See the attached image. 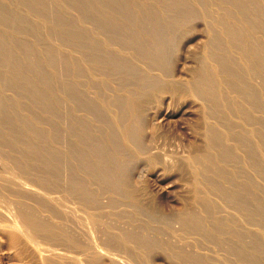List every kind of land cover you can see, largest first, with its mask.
I'll use <instances>...</instances> for the list:
<instances>
[{
	"label": "bare ground",
	"instance_id": "1",
	"mask_svg": "<svg viewBox=\"0 0 264 264\" xmlns=\"http://www.w3.org/2000/svg\"><path fill=\"white\" fill-rule=\"evenodd\" d=\"M20 1L22 5L24 4L27 8L33 9L36 13L42 15V20L47 9H50L49 13L51 11L52 14L50 17L54 19V22H52L54 27L51 26L50 28H54L62 38L64 37L67 47L74 38L73 41L80 56L53 55L55 54L53 53V47L58 45L53 46L51 49L46 45L47 42L43 40L31 42L29 39L32 35L38 34V28L43 32L40 27H36L38 24L34 25L36 23L33 22L34 20H30V22L14 12H7L0 5V58H3L0 59V64H7L6 66L10 64L7 67L8 70L5 68L7 71L5 73L12 78V81L8 79L9 77L6 78L4 84L0 75V83L4 84H0V150L4 154L7 152L9 156L15 158L20 164L17 166H20L18 168L23 175H33L42 184L47 183L54 188L65 191V193L67 192L66 194L69 193L77 200L76 203L80 202L81 205L87 206V209L88 207L92 209L102 208L104 202H102L101 199L103 198L101 197L103 194L110 192L116 193V199L120 198L121 200L123 198L122 201L124 198L128 199L124 202H117L114 201L115 198L107 197L108 194L104 195L103 197L108 200L109 211L116 209L117 205L129 204V202L127 203L129 196H134V193L136 197L140 196L138 195L140 193L137 194L134 187L133 190L135 189L136 192L133 191L132 195L129 194L130 189L128 190V188L132 187V181L134 182L135 177H139L141 170H143V161L138 157L139 153H148V150L151 149L146 132H148V127L153 128L154 120L157 118H155L157 112L155 110L156 102L162 93H166L171 89H174L175 92L179 89L182 82L180 79V82L179 80L175 81L174 77L171 76L170 67L172 66L170 65H173L172 59L174 56L172 48L177 45V42L174 41L176 43L174 44L171 38L174 37L175 40L177 36L181 35L182 30L179 32L177 27L182 28V25H187V22L189 24L191 19L198 16L197 6L205 8L206 3L208 5L210 3L212 5L211 11L214 7L216 12L221 10L224 11L223 14H226V16L223 14L221 16L220 12H217L221 17L218 18L217 15L216 20L221 18L228 20L227 18L230 17L232 21L234 19L239 22L240 27L245 30V32L242 30L244 35L234 30V26L228 23L231 27L233 26V31H231L233 37L244 38L245 40L246 38L251 40L249 37H255L256 43L259 40L262 43H257V45L252 42L256 46L252 43L244 44L250 49L248 50L250 55H242L245 57L247 65H244V67H248V71L244 69L247 72L246 75L245 71L244 74L240 73L242 70L237 68V65L240 64L230 59L231 56L228 59L220 53L218 44V41L221 42L220 39L215 42L218 51L214 48L215 51H212L211 55L208 53V56H199L201 61L204 60L214 65L209 66V68H216L220 78L217 81L218 84L216 81L215 83L222 90L217 91L218 88L215 84L213 85L216 87H211L208 78H211L212 75L211 77L207 76L208 66L206 65L201 67L198 65L201 69L195 68L197 70L195 76L198 79H191L194 69L191 77L185 79L190 85L185 81V83H182L184 86L188 85L187 87H189L188 89L192 94L187 91L188 89H184L186 92L194 97L196 95L202 101V104L198 102L202 107L201 121L198 122L201 127V131L198 128L201 143L198 142V145H195L194 153L190 152L192 155L188 154L187 157L193 163L191 165L193 167H191L188 160L189 166L198 169L200 172V176L196 173L200 177L199 185L200 183L204 185V188L200 185L202 188L199 190L197 187L199 186L198 181L196 182L195 178L194 182H196L199 192L195 193L197 197H194L195 195L192 193L190 197L197 198L198 201L196 202H199L196 206L197 209H195L196 207L193 209L190 205V209L184 210V202L183 207L178 209L183 210L175 211V213L172 212L175 208L169 210L173 215H169L166 211H164L166 214H161L157 207L158 210L155 209L156 212L159 211V214L155 212L156 214L148 215V213L146 215L144 214L146 212H142V208L143 210L145 208L140 207L144 203L138 206L139 202H136L137 205H135L131 200L130 203L135 209L134 214L138 215L136 217L146 216V218L141 219L143 224L138 222V226L130 228L126 226L127 224L122 227L121 223H118L120 227L118 225L114 227V224L110 223L113 220L107 218L111 220L110 222L107 221L117 230L111 225H104L113 228L116 232H110V228L109 233L105 234V241L101 236L104 242V244L102 243L103 246L106 243L105 247H101V245L95 243L96 240L92 239L94 243L91 242L90 237L77 233V230V234H74L70 231L71 228L68 229V226L66 227L65 224L59 222L60 215H56L58 207L56 206L57 209L55 210L52 209L56 214L51 209L49 210V205L54 201V197L50 192V194L44 195L46 199L51 200V203H47L44 198L46 201L43 205L46 203L48 205L46 204L47 206L42 208L38 204L44 195L40 192L38 186L35 187L34 184L18 180L17 177L12 178L2 175L3 173L0 172V195L5 196L10 201L16 214L26 224L21 223L16 214H9L8 212L11 211L6 210L7 208H0V236L2 241L4 242L5 239L11 247L17 248L15 251L18 249L30 251L31 256H34L37 263L40 256L41 258L43 256L40 255L43 250H39V244H36L38 247L36 245L34 247L32 244V238L29 237L30 228L35 235L46 238V240L55 241L58 239L67 244V247L59 246L58 248L57 246L52 247L53 244L51 245L52 248H47L43 244L46 249L40 248L44 249L45 256L40 259L42 261L46 260L47 264H127L125 259L129 256L134 257L136 249L141 252V250L144 251L143 248H145V251H148L149 248H152L150 251L158 248L157 245L159 244L157 243L160 242V239L159 237L158 239L152 237L155 235L153 233L155 230L153 229L154 226L151 227V224L160 223L163 226L161 229L165 230L164 232L169 231L167 232V234L169 233L168 239L171 240L167 239L169 242L166 241L167 244L165 242L166 245H164L168 246V254L172 257L175 256L173 261L175 264H264V258H262L264 251H262L263 249L259 250L261 245L258 244L257 230H255L257 229L256 223L259 221H257L259 214L257 212L259 209H264L263 204L258 205L262 199L260 193L261 195L264 194L263 191L260 192L263 190L260 184L262 183L264 186V0H136L141 5H137L136 1L132 5L130 0H69L68 3L70 2L73 6L79 7V25L76 26L77 29L72 23H69V20L67 22L64 17L58 15L60 9L56 11L48 8L49 4L46 5V0ZM75 2H78V5ZM18 3L20 4V2ZM135 6L143 7L141 10H139V7L138 10H133ZM208 13L205 11L203 18L209 16ZM210 16L212 17V15ZM212 19L213 17L210 18V20ZM216 20L212 21L214 23L220 21ZM228 24L223 27L229 26ZM237 24L235 23V25ZM241 24L245 25L241 26ZM219 25L218 27H220ZM231 27L228 30H232ZM175 28L177 29L176 32H172ZM46 29L52 31L49 28ZM223 29L221 32H223ZM224 30L227 32L226 29ZM50 31L48 32L50 33ZM225 31L222 34L228 37L231 33L229 32V35L226 33V35L224 34ZM48 32L45 35H49ZM41 34L43 35L44 32ZM172 34L174 35L172 36ZM26 35L29 38H26ZM42 35L38 36L41 37ZM54 39L52 38V40ZM228 39L230 41L231 38ZM234 39H231V44L235 42ZM61 40L63 42V39ZM176 40L178 39L176 38ZM170 42L173 44L171 45ZM210 42L209 40L208 46ZM215 44L211 42V46L206 45L207 49L211 48L213 50L212 45L215 46ZM230 47L232 48V46ZM241 47H239V50L242 49ZM243 49H246V47ZM42 50L46 53H43ZM205 51L207 52V50ZM242 52L245 53V50ZM36 53L46 55L41 56L39 54V56L37 54L40 58H38L39 61L43 58V64L38 60H34L37 57ZM75 55H78V53ZM20 57H24V59L22 60ZM30 57L35 58L30 59ZM199 57L197 60H199ZM232 58L236 59L237 57ZM204 61L202 63L199 61V63L203 64ZM55 64L63 69L62 76L59 79L60 86L56 88L57 82L55 85L53 84L55 78H53V82L48 76V73L51 74V70L54 72ZM30 73L37 75V79L34 77V81H30L32 79ZM257 74H260V76L263 74L262 78L260 77L262 80L254 82L253 80L259 77ZM6 75L3 77H7ZM26 75L30 76L31 79L27 86L26 84L21 86L27 91H24L23 88V91L18 89L21 86H18V88L7 87L9 80L13 85L14 82L17 83L21 76L25 78ZM40 77L41 79H39ZM22 80L26 81L27 79L22 78ZM196 81L205 86V89L201 87L204 89V91L202 89L203 92L198 89L201 85H197ZM180 88L183 89V87ZM214 88L217 92L213 91ZM213 92L219 94L216 96ZM229 93L230 96H228ZM22 98L30 103L24 105L26 102L23 103ZM19 99L23 104L19 102ZM11 100H19L18 103L21 105L16 104L17 101L10 104L9 101ZM31 103H36V105L32 106ZM20 106L21 111L19 110ZM37 112L46 114V118L43 119L45 116L41 114L40 117ZM59 140L60 144H58ZM7 153L5 155L10 159ZM148 156L150 155L147 154L146 158L149 159ZM155 159L157 160V158ZM142 173L140 175L143 177ZM235 185L237 187H234ZM96 188L100 189V197L96 192ZM235 188L236 190H234ZM108 196H111V194ZM191 198L188 197L189 200H186L190 201ZM138 200L140 199L138 198ZM144 200L146 199L144 198ZM223 200H225L224 202L227 201L226 207L228 206L227 203L235 202L237 205L242 203L244 207L247 206L244 208L245 214L242 220H240L242 216L237 217L242 222L244 229H236L240 228L241 225L235 228L238 221L235 217L240 210H243L240 209L242 205L238 208V210L240 209L238 212L233 211V213H237H234V217V214H228L224 204L221 205ZM192 202L194 201L192 200ZM59 203L61 202L59 201ZM189 203L187 204L189 205ZM80 204L79 207H81ZM150 204L149 202V208ZM194 204L196 203L194 202ZM236 204L233 205L236 207ZM91 208L89 209L91 210ZM120 209H122V212ZM120 209L118 214L121 218L125 220L126 217H130L127 211H124L123 208ZM227 209L229 210V208ZM151 210L154 211L153 206ZM151 210H149L150 213ZM232 210L235 209L232 208ZM109 211L103 213L104 217H101V214H99L100 216L95 214L96 219L97 216L102 219L105 218L104 214H107L106 217H108V214L111 213ZM171 212L170 214H172ZM114 214L117 213H112V215ZM90 215L92 216V214ZM89 218L91 219V217ZM175 219L182 224H180L181 227H178L177 224V229L172 224V222H176L173 221ZM119 221L121 222L120 218ZM130 221L128 219V222ZM128 222L126 221V223ZM97 226L101 228L99 224ZM71 227L73 226L71 225ZM98 228H95V230L101 232ZM152 229L153 235L150 234ZM155 229L157 231L158 228ZM162 232L160 236L164 235V232ZM157 233H159V230ZM101 234L103 235V233ZM106 246L110 250H117V252L105 249ZM17 252L19 253V251ZM118 252L126 253L128 257Z\"/></svg>",
	"mask_w": 264,
	"mask_h": 264
},
{
	"label": "rangeland",
	"instance_id": "2",
	"mask_svg": "<svg viewBox=\"0 0 264 264\" xmlns=\"http://www.w3.org/2000/svg\"><path fill=\"white\" fill-rule=\"evenodd\" d=\"M13 1V3H11ZM68 1L69 0H46V2H47V4L46 5H48V8H51V9H53V10H56V11H58L59 9H60V11L58 12L59 14V16H61V17H64V19H66L65 21H67L68 22V20H69V23H72V25L73 26H75V29H77L76 28V26H78L79 25V22H78V17H79V13H78V6L76 7V6H73L72 5V3L70 4V2L68 3ZM130 1H132V5H134L133 3L136 1V0H130ZM139 1V0H138ZM18 2H20V4L18 3ZM53 2V3H52ZM137 2V1H136ZM11 3V4H10ZM78 2H75V4H77ZM74 4V5H75ZM140 3H138L137 2V5H139ZM207 4V6L205 7V8H202V7H196V9H198V16H196V17H194L193 19H191L189 22L191 23H189L188 24V22L186 23L187 25H182V28L184 29V31H183V29L181 28V27H177L178 28V31L180 32L181 30V35H179V37L177 36L176 38L178 39V40H176V38H175V40H174V37L173 38H171V40H173V42L175 41V42H177V45H175V46H173V48H172V53H174V56H173V59H172V64L173 65H170V66H172V67H170V72H171V76L172 77H174V80L175 81H177V80H181L182 82H181V85H180V87H183V89L181 90V88L179 87V89H177V90H175V92H176V94L174 95V89H171L170 91H168V92H166V93H162L160 96H159V99L157 100V106L155 107V110L157 111L156 112V115H155V120H154V124H153V128H151L150 129V127H148V132H146V134H148V140H149V143L151 144V149L150 150H148V153L146 152V153H139V155H138V157L140 158V160H142L143 161V163H142V168H143V170H141V172H140V174L142 173V175H143V177L139 174V177L138 176H136L135 177V179H134V182L132 181V187H129L128 188V190L130 189V192H129V194H133V191L136 189V191H137V194H138V192L140 193V194H138V195H140V196H135V193L133 194L134 196H132V197H130L129 195V200L127 201V203L129 202V204H125L124 206H119V205H117L116 206V209L114 208V209H112L115 213H117L116 215L114 214V215H112V213H114L113 211H109V204H108V200L106 199V198H104L103 196L105 195H109V194H111V196H108L107 195V197H109V198H115L114 199V201H117V202H124V200L126 201L128 198H124V200L122 201V199L120 200V198L119 199H116V197H115V195H116V193H113V192H110V193H107V194H103V196L101 197V198H103V199H101V200H103L102 202H104V206H102V208H91V207H88V209H87V206L85 207V205L83 206V205H81L80 204V202H75V201H77L73 196H71L69 193L68 194H66L65 193V191L63 192V191H61L60 189H57V188H54L53 186H51L50 184H47V183H41L35 176H33V175H29V174H24L23 175V173L21 172V170L19 169L20 168V166H17V165H20V164H18V162L15 160V158H13L11 155L9 156V154L7 153V155L10 157V159L4 154V152H2L1 150H0V172H1V174L2 175H6V176H10V177H14V178H16V179H18V180H21V181H26L27 183H29V184H34V186L35 187H37L38 186V189L40 190V192L44 195H48V194H52V196L54 197V201H52V204H50L51 203V200H48V199H46V197H45V195L44 196H42L41 198H43V199H40L39 201H41L42 202V204H41V202L39 203L38 201H36V202H38L37 204L40 206V207H46L48 204L47 203H49L50 205H49V207H47V208H49V210L51 209V211L53 212L55 209H57L56 208V206L58 207V209H57V211L56 212H58L57 214H56V212L54 211V213L56 214V215H60V219L58 218V216H56L57 217V219H59V222H61V223H63V224H65L64 226H68V229H70L71 228V232L72 233H74V234H77V233H79V234H83V236L85 235V237H90L89 239H91V242H93L94 243V241H92V239L93 240H96L97 242H95V243H97L99 246L101 245V247H105V245H106V243H105V245L103 246V244H104V242L103 241H105V234H108L109 233V231H110V228L111 227H113L112 226V224H114V227H116L117 225H118V227H120V225L118 224V223H121V226L123 227L125 224H127L126 226H129L130 228H132L133 226H136L137 224H139V223H142L143 224V220L141 221V219H143L144 217L146 218V216H143V215H140L139 217H136V216H138V215H135L134 213H135V209H134V206L132 205V203H130L131 202V200L133 201V204H135L136 202H139L138 204V206H140L141 204H143V205H145V206H143V205H141L140 207L142 208V207H144L145 209L144 210H146V211H144L143 210V208H142V212H146V213H144V214H148V215H150V214H156V213H158L159 214V211H161L160 213L162 214H166L164 211H166L167 213H169V215H173V213L172 212H174L175 213V211H180V210H185V209H190L189 207H190V205L193 207V209H194V207H196L197 206V204L199 203H197L196 201H198L197 200V198H194V197H197L196 195L197 194H195V193H197V192H199V190L204 186L203 184L201 185V183H200V185L202 186H200L199 185V182H200V172H199V170L198 169H196L195 167V169H193V168H191V167H193V166H191L193 163H191V159H188L187 157H188V154H190V152L193 154L194 153V151H195V145L197 144L198 145V142H199V144L201 143L200 141H201V138H200V131H201V127H200V124H198V122L200 123V119H201V112H202V107H201V105L200 104H202L201 102L202 101H200V98H198V97H196V95H195V97L194 96H192V95H190L189 94V92L191 93V91H189L190 89H188L189 87H187L188 85H190L188 82H186L187 80H185V79H189V77H191V75H192V73H193V71H194V69L196 68H200L201 66H203V65H206V66H208L207 67V69H208V72H207V76H209V77H211V75H212V77L211 78H208V80H209V83H210V85H211V87L213 86V87H216L217 86V91H219V90H222L221 88L219 89V87H218V85H216V83L218 84V80H219V78H220V76H219V74H218V72L216 71V68L215 67H213V69L211 68H209V66L210 67H212V66H214L213 64L211 65V63H208V62H206V61H204V60H202V61H204V63L203 64H200V63H202V61H201V58L199 57V56H208V53H209V55H211L212 54V51H215L214 50V48L215 49H217V46H216V44H215V42H217L218 41V39H220L221 40V42L220 41H218V44H219V46H220V48H219V51H221L220 53H222V54H224V56H226L228 59L230 58V56H231V58L230 59H232L233 61H235V63H237V64H240V65H237V68H239L238 70H242V71H240V73H243L246 69V71H248V67L246 68V67H244V65L245 66H247L246 65V62H245V57H243L242 55H247V54H249L250 55V51L248 52V50H250L249 49V47H247V46H245V45H248V44H251L252 42L254 43L255 42V40H256V38L255 37H249V38H251V40L250 39H248V38H246V40L244 39V38H235V37H233V34L231 33V31H233V28H235L234 30H236V31H239V33H242L243 31L245 32V30H243L244 28L243 27H240V23L239 22H236L234 19H233V21L230 19V17H228L227 19L228 20H224L223 18H221L222 19V21H221V19H217V20H220L222 23H223V25H222V23L220 22V21H217L216 20V18L218 17V18H220L221 16H222V12H224V11H217V12H220V14H221V16H220V14L218 15V13L216 12V10L214 9V7H213V9H212V11H211V8H212V5L209 3V5H208V3H206ZM0 5H2V7L4 8V10L5 11H7V12H14V13H16L17 15H19V16H22V17H24L25 19H27V20H34L33 22H36V23H34V25L35 24H38V25H36V27L38 28V27H40L42 30H43V32H44V34L42 35L41 33H43L42 31H40L39 30V28L37 29V33L38 34H35V35H32V37L29 39L31 42H37V41H45V42H47V44L46 45H48L49 47H51V49H52V47L53 46H57V47H53V53H55V54H53V55H57V56H80V54H79V52H78V49H77V47H76V44H75V42L73 41V39H72V42H74V43H72L71 42V44L69 43V47H67V44H66V42H65V39H64V37L62 38V36L61 35H59V33H57L56 32V30H54V28H50L51 26L52 27H54L53 26V24L54 23H52V22H54V19H52V17H50V16H52V14H51V11H50V13H49V10L50 9H47V11H46V15L44 14V19L42 20V18H41V16L42 15H40V14H38V13H36V11H34L33 9H29V8H27L26 6H24V4L22 5V3H21V1L20 0H0ZM78 5V4H77ZM141 5V4H140ZM21 6V7H20ZM57 6H59V7H57ZM55 7V8H54ZM76 7V8H75ZM140 8L139 10H141V8L143 7H140V6H135V9H133V10H136L137 8ZM12 8V9H11ZM72 8H74V9H72ZM199 8H201L202 9V11H201V9H199ZM207 8H208V10H207ZM21 9H23V10H21ZM27 11H26V10ZM65 9V10H64ZM76 9H77V11H76ZM205 9V11H207V13L209 12V10H210V12L212 13L213 12V14H211L210 12L208 13V14H210V15H212V17H213V21H214V19L217 21V23L215 22H213L212 20H210V18H212L210 15L209 16H207V17H209V18H203L204 16H205V11H203ZM138 10V9H137ZM200 10V11H199ZM218 10V9H217ZM25 12V13H24ZM29 12V13H28ZM32 16H31V15ZM53 14H54V12H53ZM61 14V15H60ZM201 14V15H200ZM36 15V17H34ZM66 15V16H65ZM213 15H215V16H213ZM218 15V16H217ZM224 16H226V14H223ZM48 18V19H45L46 17ZM201 16V17H200ZM217 16V17H216ZM27 17V18H26ZM33 19H32V18ZM56 17V16H55ZM216 17V18H215ZM29 18H31V19H29ZM37 18V19H36ZM68 18H70V19H68ZM225 18V17H224ZM41 21H40V20ZM73 21H72V20ZM204 19V20H203ZM209 19V20H208ZM46 20V21H45ZM48 20V21H47ZM50 20V21H49ZM199 20V21H198ZM226 21V22H224V21ZM206 21H210V22H206ZM230 21V22H229ZM31 22V21H30ZM47 22V23H46ZM74 22V23H73ZM219 22V23H218ZM210 25H209V24ZM225 23V24H224ZM229 23L230 25H233L232 27L229 25V26H226L225 28L223 27V26H225V25H227V24ZM235 23L238 25V27H240V28H238L237 27V25H235ZM33 24V23H32ZM48 24H50V25H48ZM52 24V25H51ZM75 24V25H74ZM220 24V25H219ZM218 25L220 26V27H218ZM221 25H222V27H221ZM242 25H245V24H241V26ZM49 26V27H48ZM72 26V27H73ZM215 26V27H214ZM35 27V28H36ZM228 27V28H227ZM229 27H231V29L232 30H228V29H230ZM245 27V26H244ZM46 28H49V29H51L52 31H50V30H48V29H46ZM179 28H181V29H179ZM216 28V29H215ZM224 28V29H226L227 30V32L223 29V32L225 31V33L224 34H228L229 35V32L231 33L228 37L227 36H224L222 33L223 32H221V30ZM242 28V29H241ZM247 28V27H246ZM46 29V30H45ZM74 29V30H75ZM221 29V30H220ZM50 31V33L48 32V31ZM172 30V29H171ZM176 28H175V30L174 31H172V32H176ZM219 30V31H218ZM243 30V31H242ZM38 31H40V32H38ZM55 31V32H54ZM170 31V30H169ZM46 32V33H45ZM47 32H48V34L49 35H45V34H47ZM52 32V33H51ZM75 32V31H74ZM210 32H212V33H210ZM243 32V33H244ZM57 33V34H56ZM219 33V34H218ZM241 34V35H244V34ZM75 34H76V32H75ZM179 34V33H178ZM222 34V35H221ZM226 34V35H227ZM38 35H42L41 37L40 36H38ZM174 34H172V36H173ZM232 35V37H230ZM33 36H35V37H37V38H39V39H36L35 37H33ZM44 36H45V38H44ZM58 36V37H57ZM60 36V37H59ZM182 36V37H181ZM213 36H215L214 38H212ZM26 38H29V36H25ZM56 37V39H54ZM206 37V38H205ZM222 37H225V38H222ZM227 37V38H226ZM52 38L55 40H52ZM228 38H231L232 40L234 39V43H235V49L233 48V46H234V43L233 44H231L230 43V41H232L231 39H230V41H229V39ZM255 38V39H254ZM258 38V37H257ZM32 39V40H31ZM60 39V41L62 42V40L61 39H63V42L61 43L60 41H58ZM212 42V43H214L215 44V46H213L212 45V47H213V50H211V48H209V49H207V44H209L208 42H209V40ZM227 39V40H226ZM253 39V40H252ZM47 40V41H46ZM52 40V41H51ZM76 40V39H75ZM216 40V41H215ZM226 41L225 43H224V41ZM244 40L245 41H247L246 43L244 42ZM259 40V39H258ZM228 41H229V43H228ZM51 42V43H50ZM65 42V43H64ZM169 42V41H168ZM174 42V44H176ZM204 42V43H203ZM211 42H210V45L209 46H211ZM55 43H57V44H55ZM171 43V42H170ZM228 43V44H227ZM252 43V44H253ZM256 43V42H255ZM258 44L259 43H262L260 40H259V42H257ZM256 43V44H257ZM32 44H37V43H32ZM60 44H62V45H60ZM173 43H171V45H172ZM221 44V45H220ZM224 44V45H223ZM231 44V45H230ZM245 44V45H244ZM257 44V45H258ZM170 45V46H171ZM207 45V46H206ZM232 46V48L230 47V46ZM253 45H255V44H253ZM177 46V47H176ZM208 46V47H209ZM224 46H225V48H224ZM240 46H242L241 48L243 49V48H245L246 47V49H243V50H245V53L244 52H242L241 50H239V47ZM250 46V45H249ZM256 46V45H255ZM62 47V48H61ZM172 47V46H171ZM170 47V48H171ZM176 49H175V48ZM223 47V48H222ZM230 47V48H229ZM60 48H61V51H60ZM69 48H71V49H69ZM222 48V49H221ZM50 49V48H49ZM59 50V51H58ZM175 50V51H174ZM177 50V51H176ZM195 50V51H194ZM205 50H207V52L205 51ZM211 50V51H210ZM223 50H225V51H223ZM233 50V51H232ZM43 51V53L45 52L44 50H42ZM58 51V52H57ZM209 51V52H208ZM217 51H218V49H217ZM237 51V52H236ZM242 52V54H241V52ZM56 52H57V54H56ZM60 52V53H59ZM211 52V53H210ZM224 52V53H223ZM240 52V53H239ZM248 52V53H247ZM43 53H36V55L38 54H40L41 56H46L45 54H43ZM46 53V52H45ZM78 53V55H75V54H77ZM215 53V52H214ZM213 53V54H214ZM244 53V54H243ZM190 54V55H189ZM241 54V55H240ZM38 55H37V57L35 58V57H30V59H34V60H38L39 61V57H38ZM39 55V56H40ZM248 55V56H249ZM193 56V57H192ZM252 56V55H251ZM261 56H263V55H261ZM192 57V58H191ZM198 57H199V60H197L198 59ZM232 57H237L236 59H234V58H232ZM22 58V60L24 59V57H20V59ZM29 58V57H28ZM39 58V59H38ZM240 58H242V59H240ZM0 59H3V58H0ZM42 59L43 58H41V60L39 61L41 64H43L42 62ZM194 59H195V61H194ZM243 59H244V61H243ZM4 60H5V58H4ZM192 60V61H191ZM237 60V61H236ZM199 61H200V63H199ZM238 61H240V62H238ZM196 62H198L197 63V65H196ZM242 63V64H241ZM208 64V65H207ZM7 65V64H6ZM5 64L3 65V63H1L0 64V75H1V79H3L2 80V82L4 83L5 81H6V78H8L9 77V75L7 74L6 75V73H5V71H6V69H7V67L8 66H10V64L8 65V66H6ZM58 64H55L54 66V72H52V70L50 71V73L51 74H49L48 73V76L51 78V80L53 81V78H55L54 79V85H55V83H56V85H55V88L58 86H60V84H59V79H60V77L62 76L61 74H62V70L63 69H61L59 66H57ZM196 65V66H195ZM200 67H199V66ZM3 66H4V68H3ZM195 66V67H194ZM239 66V67H238ZM43 67H44V65H43ZM241 67V68H240ZM6 68V69H5ZM11 68V67H10ZM193 68V69H192ZM4 69V70H3ZM9 69V68H8ZM7 69V70H8ZM189 69V70H188ZM195 69V71H194V74H193V77H191V79L193 78H197V76H195L196 75V70ZM201 69V68H200ZM200 69H198V70H200ZM245 69V70H244ZM49 70V69H48ZM210 70H212L211 72H210ZM215 70V71H214ZM46 71V70H45ZM245 71V75H246V72ZM7 72V71H6ZM5 73V74H4ZM215 73H217L218 75L216 76V74ZM2 74H4V75H6L7 77H3L4 75H2ZM27 75H29L28 73H26ZM210 74V75H209ZM215 74V75H214ZM244 74V73H243ZM23 76L25 75V74H22ZM26 75V76H27ZM33 75V76H32ZM52 77H51V76ZM190 75V76H189ZM257 75H259V79L258 78H256L255 76V78L256 79H254L253 81L255 82L256 80L257 81H261L262 79H260V77L262 78V75L263 74H261V76H260V74H257ZM256 75V76H257ZM23 76H21V78H19V80L17 81V83L16 82H14L13 83V85H12V82H10V80H9V82H8V79H11V81H12V78H8L7 79V82L9 83L8 84V86L7 87H12L13 86V88H18V86L20 87L21 85H23L24 86V84H26V86H27V84H28V82H29V80L30 81H32L33 79H37V75H34V74H32V73H30V76H31V78H30V76H25V78L23 77ZM195 76V77H194ZM207 76L205 77V79L207 78ZM3 77V78H2ZM35 77V78H34ZM57 77H58V79H57ZM178 77V78H177ZM22 78L23 79H27L26 81L25 80H22ZM212 78H213V80H212ZM215 78V79H214ZM20 79H21V82H20ZM39 79H41V77L39 78ZM49 79V78H48ZM190 79V80H191ZM192 79V80H193ZM198 79V78H197ZM201 79V78H200ZM5 80V81H4ZM180 80H179V82H180ZM189 80V81H190ZM25 81V82H24ZM34 81V80H33ZM38 81V80H37ZM186 82L187 84H186V86H184V84H182L183 82ZM212 81V82H211ZM215 81H216V83H215ZM256 81V82H257ZM27 82V83H26ZM184 82V83H185ZM197 82V81H196ZM198 84L197 85H199L200 84V82H197ZM1 84V83H0ZM5 84V83H4ZM4 84H1V85H4ZM11 84V85H10ZM58 84V85H57ZM213 84H215L216 86H214ZM256 84V83H255ZM258 84H259V82H258ZM1 85H0V92H1ZM16 85V86H15ZM201 85V84H200ZM199 85V86H200ZM23 86H21L20 88H18V89H21V91H23L24 90V88H23ZM187 87V88H186ZM191 87V86H190ZM201 87H203L204 89H205V86L203 85H201L200 87H198V89L200 90V91H202V89L203 88H201ZM22 88H23V90H22ZM25 88H27V87H25ZM187 90V91H189V92H186L185 90ZM204 89H203V91H204ZM26 90V89H25ZM24 90V91H25ZM180 90V91H179ZM184 90V93L182 92ZM215 90V88L213 89V91ZM8 91H10V89H8ZM27 91V90H26ZM202 91V92H203ZM216 91V90H215ZM216 91V92H217ZM11 92V91H10ZM174 92V93H173ZM180 92H182V93H180ZM216 92H213L214 93V95H216L217 96V94H219V93H216ZM172 93H173V95H172ZM178 93V94H177ZM188 93V94H187ZM216 93V94H215ZM192 94V93H191ZM194 95V94H193ZM228 96H230V93H229V95ZM174 97V98H173ZM181 97V98H180ZM198 98V99H197ZM23 99V98H22ZM20 100V99H19ZM19 100H16L17 101V103H16V101H13V100H11V101H9V103L10 104H12V103H16V104H19L18 103V101ZM24 100H26L25 98L23 99V103L24 102H26L24 105H28L30 102L29 101H24ZM19 102H21L22 103V101L20 100ZM198 102L200 103V104H198ZM230 102V101H229ZM22 103V104H23ZM32 104V106H35L36 105V103H31ZM196 104V105H195ZM14 105V104H13ZM19 105H21V104H19ZM198 105V106H197ZM28 108H31V107H28ZM33 108H35V107H33ZM19 110L21 111V106H20V108H19ZM23 110V109H22ZM168 112V113H167ZM18 113V112H17ZM38 113V114H37ZM36 114L37 115H39L40 117L42 116L41 114H43V116H45L46 114H44V113H42V112H40L41 114H39V112H37ZM26 116V115H25ZM46 118V116L43 118V119H45ZM40 126H42V125H40ZM44 126V125H43ZM198 126V127H197ZM164 127V128H163ZM200 129V131H199V129ZM150 130V131H149ZM146 131H147V129H146ZM199 139H200V141H199ZM153 140V141H152ZM58 144H60V140H59V143ZM155 144V145H154ZM59 146V145H58ZM157 146V147H156ZM155 147V148H154ZM159 147V148H158ZM153 148V149H152ZM157 148V149H156ZM20 149H22V148H20ZM154 149H156V150H154ZM178 149V150H177ZM159 150V151H158ZM20 151H22V150H20ZM154 151V152H153ZM157 151V152H156ZM142 152V151H141ZM3 153V154H2ZM147 154H149L150 156H148L149 157V159L148 158H146L147 157ZM158 154V155H157ZM177 154V155H176ZM192 154H190V155H192ZM180 155H181V157H180ZM187 155V156H186ZM165 158H164V157ZM150 157H152L151 159H154V160H156L155 158H157V160L156 161H152L151 159H150ZM36 158V157H35ZM192 158V157H191ZM38 159V158H37ZM36 159V160H37ZM179 159V160H178ZM189 160V162L191 163H188L187 161ZM16 161V162H15ZM17 163V164H15V163ZM32 162V161H31ZM33 163H35V162H33ZM152 165H151V164ZM150 164V165H149ZM154 164V165H153ZM187 164H188V166H187ZM189 164H190V166H189ZM149 165V166H148ZM19 167V168H18ZM156 169V170H155ZM193 169V170H192ZM194 170H196L195 172H194ZM198 170V171H197ZM193 172V173H192ZM20 173V174H19ZM22 173V174H21ZM196 173H198V175L196 174ZM198 176V178H197V176ZM140 177H142V178H140ZM137 178V179H136ZM140 179V181H139V179ZM193 178V179H192ZM195 178H196V180H195ZM197 179H199V180H197ZM189 180V181H188ZM193 180V181H192ZM194 180L197 182L198 181V185L199 186H197V184H195L196 182H194ZM192 181V182H191ZM137 183H139V184H137ZM194 183V184H193ZM137 184V185H136ZM193 185V186H192ZM198 187V189H197V187ZM260 186H261V189L263 188V190H261L260 192H264V186L262 185V183L260 184ZM96 187H98V186H96ZM133 187L135 188L134 190H133ZM234 187H237L236 185L234 186ZM132 188V189H131ZM204 188V187H203ZM227 188H229V187H227ZM193 189H195L196 191H194ZM132 190V191H131ZM192 190V191H191ZM234 190H236V188L234 189ZM136 191H134V192H136ZM50 192V193H49ZM96 192H97V194L99 195V197L101 196V194H99L100 193V189L99 188H96ZM132 192V193H131ZM194 192V193H193ZM64 193V194H63ZM194 194L193 196V198H191L190 196L192 195V194ZM55 194V195H54ZM191 194V195H190ZM263 194V193H262ZM64 195H68L67 197L66 196H64ZM71 196V197H70ZM127 196V197H128ZM141 197V198H140ZM188 197L189 198H191L190 199V201H188L189 199H188ZM44 198L47 200H44ZM57 198V199H56ZM130 198H133V199H130ZM134 198H136V199H134ZM138 198L140 199V200H138ZM144 198L146 199V200H144ZM260 198H262L261 199V201L258 203V205L260 204V205H262V207L264 208V203H262V202H264V194L263 195H261V193H260ZM58 200V201H56V200ZM73 199V200H72ZM184 199V200H183ZM186 199H188V200H186ZM199 199V198H198ZM134 200H135V202H134ZM143 200V201H142ZM192 200L196 203V204H194V202H192ZM200 200V199H199ZM47 202L45 205H43L44 204V202ZM59 201L61 202V203H59ZM225 200H223V201H221L220 203H221V205L223 206V204H224V206L226 207V202H224ZM58 203V205H57V203ZM149 202L151 203L150 205V208H149ZM185 202V206L183 207V203ZM189 203V202H191V203H189V205L187 204V203ZM76 203V204H75ZM55 206H54V205ZM61 204V205H60ZM79 204H80V206L81 207H79ZM192 204H194V205H192ZM230 203H227V205L229 206H227L225 209L228 211V214H234V213H236V212H238L240 209H243L244 210V208H246V207H244L243 205H242V203L240 204V205H242L241 207H240V205L238 204H236V202L235 203H231L230 205H232V206H230L229 205ZM233 204H236V207H235V205H233ZM43 205V206H42ZM63 205H65V206H63ZM135 205H137V204H135ZM63 206V207H62ZM67 206V207H66ZM82 206H83V209H82ZM137 206V207H138ZM152 206H153V210L154 211H152L151 210V208H152ZM186 206H188V207H186ZM234 206V207H233ZM78 207V208H77ZM118 207V208H117ZM139 207V208H140ZM159 209V211L158 212H156L158 209ZM178 207V208H177ZM179 207L181 208V207H183V209H180V210H178L179 209ZM191 207V208H192ZM230 207H231V211H230ZM240 207V209L238 210V208ZM0 208H2V209H4V208H7L6 210H8V211H11V212H8L9 214H16V212H15V208L13 207V205L10 203V201L5 197V196H2V195H0ZM61 210H60V209ZM80 208V209H79ZM89 208H91V210L89 209ZM120 208H123L124 209V211H127L128 213H129V215H130V217L129 218H127V220H126V218H125V220H124V218H121L120 216H119V214H118V212L121 210V212H122V209H120ZM135 208H136V206H135ZM157 210H156V209ZM173 208H175V210L174 211H169V210H172ZM198 207H196L195 209H197ZM227 208H229V210L227 209ZM232 208L233 209H235V210H232ZM45 209V208H44ZM52 209H54V210H52ZM120 209V210H119ZM151 210V213L149 212V210ZM160 209H162V210H160ZM177 209V210H176ZM86 210V212H84ZM90 210V211H89ZM148 210V211H147ZM243 210H240V211H242L243 212ZM264 210V209H263ZM263 210H261V209H259L258 210V212L257 213H259L258 214V216H257V223H256V228L257 229H255V230H257L256 232H257V237H258V244H259V246L261 245V247H259V250L261 251L262 249V251H264V211ZM41 211V210H40ZM109 211V213L110 214H108V217H106L107 216V214H104L105 215V218H103V219H105V220H103L101 217H104L103 216V213H107ZM163 211V212H162ZM233 211H236V212H234L233 213ZM238 212V214H237V216L235 217V214L233 215L235 218H236V221H237V224H235V228H236V226L238 227H240V225H241V227L240 228H236V229H244L243 228V225H242V222H240V220H242V218H243V215L245 214V210H244V212L242 213V212ZM262 211H263V213H262ZM65 212V213H64ZM91 212H93V213H91ZM154 212V213H153ZM156 212V213H155ZM170 212L172 213V214H170ZM176 212V213H177ZM42 213V212H41ZM67 213V214H66ZM89 213V214H88ZM120 213V212H119ZM77 214V215H76ZM88 214V215H87ZM90 214H92V216H94L93 217V219H92V216L90 215ZM99 215V214H101L102 216L101 217H99V216H97V219H96V215ZM135 216H134V215ZM263 214V215H262ZM17 215V214H16ZM85 217H84V216ZM90 215V216H89ZM110 215V216H109ZM112 215V216H111ZM242 216L241 218H240V216ZM257 215V214H256ZM80 216V217H79ZM87 216H89V217H91V219L89 218V217H87ZM133 216V217H132ZM143 216V217H142ZM239 216V218H240V220H239V218H237ZM17 217H18V219L20 220V222L21 223H23L24 225H26L23 221H22V219L17 215ZM98 217H99V219H98ZM116 217V218H115ZM140 217H142V218H140ZM81 218V219H80ZM86 218V219H85ZM95 218V219H94ZM101 218V219H100ZM107 218H109V219H112L113 221H111V220H109V219H107ZM119 218L121 219V222L119 221ZM134 218V219H133ZM135 218H136V221H135ZM138 218H140V219H138ZM118 219V220H117ZM128 219H129V221H130V219H131V221L130 222H132V223H130V222H128ZM62 220V221H61ZM85 220V221H84ZM97 221V222H99V223H96L95 221ZM103 220V221H102ZM107 220H109V222L110 223H112V224H110ZM117 220V221H116ZM58 221V220H57ZM79 221V222H78ZM82 223H81V222ZM119 221V222H118ZM126 221L128 222V223H126ZM175 223H173L172 222V224H174L173 225V227L175 226V228L177 229L178 227H181L180 226V224H181V222L178 220L177 221V219H175V220H173ZM262 221V222H261ZM73 222V223H72ZM84 222V223H83ZM125 222V223H124ZM139 222V223H138ZM117 223V224H116ZM73 226V227H75V228H73V227H71V225ZM74 224V225H73ZM79 224V225H78ZM97 224H99L100 226H101V228L99 227V226H97ZM103 224V225H102ZM111 225V227H109V226H104V225ZM159 226H161V224L160 223H157ZM156 223H153V225L151 224V227H153V229L155 230V232H153V229H152V231L150 232V234L151 235H153L152 234V232L155 234V235H153L152 237H156V239H158V237H159V243H157V244H159V245H157V247L158 248H153L154 250H152V251H150L151 249L149 248H147L148 249V251H145V248H143V250L144 251H142L141 250V252L139 251V249H136L135 250V256L134 257H128V255L125 253V254H123V253H121V252H118L119 254H121V255H123V256H126V257H128V258H131V259H128V258H126L125 260H126V262H127V264L129 263V262H132L131 264H175V263H173V261H174V257L175 256H170V254H168L169 253V251L167 250L168 248V246H165L166 244H167V242H169L170 240L168 239V234H167V232H169V231H166V232H164L163 231V229H161V228H163V226H161V227H159V226H156L157 225ZM179 226H178V225ZM95 225V226H94ZM116 225V226H115ZM182 225V224H181ZM259 225V226H258ZM263 225V226H262ZM70 226V227H69ZM77 226V227H76ZM104 226V227H103ZM138 226V225H137ZM158 228L157 229V231H156V227ZM178 226V227H177ZM99 227V228H98ZM113 227V228H114ZM29 228V227H28ZM95 228H98L99 230H101V232L100 231H98L97 229L95 230ZM103 228V229H102ZM113 228H111V231L110 232H114V230H113ZM161 229V231H160V229ZM74 229V230H73ZM85 229V230H84ZM115 229V228H114ZM183 229V228H182ZM181 229V230H182ZM29 230H30V232H29V237L30 238H32V241H33V245H34V247H35V245L36 244H39V247L36 245V247H38L39 248V250H43L44 251V249H46L45 247H43V244H45L44 246H47V248L49 247H51V245H52V247H56L57 246V248L59 247V246H64V247H67V244L66 243H64L63 241H60V240H55V241H51V240H49V239H47L46 240V238H43V237H41V236H37V235H35L32 231H31V229L29 228ZM76 230H77V233H76ZM103 230V231H102ZM109 230V231H108ZM115 230H117V229H115ZM158 230H159V233H157L158 232ZM180 230V231H181ZM87 231V232H86ZM164 233H163V232ZM84 232H85V234H84ZM116 232V231H115ZM114 232V233H115ZM163 233L164 235H165V239L163 238V236L164 235H162V236H160L161 234L160 233ZM88 233V234H87ZM101 233H103V235L101 234ZM158 234V236H157V234ZM81 234V235H82ZM87 234V235H86ZM101 234V235H100ZM89 235V236H88ZM100 236V238H101V236L104 238V240H103V238H101V240H100V238H99V236ZM162 239H164V240H162ZM169 241H168V240ZM103 240V241H102ZM37 241H38V243H37ZM100 241V242H99ZM162 241V242H161ZM164 241V242H163ZM167 241V242H166ZM165 242H166V244H165ZM103 243V244H102ZM49 244H50V246H49ZM165 244V245H164ZM163 245V246H162ZM40 247H43V248H40ZM51 247V248H52ZM107 247V246H106ZM166 247V248H165ZM13 248V249H12ZM38 248H36L37 250H38ZM17 248H14V247H11L6 241H5V239H4V242L2 241V238H1V236H0V264H47V261L46 260H44L45 261V263H44V261H42L41 259L45 256V251L43 252H41L40 253V255H43L42 256V258H41V256H40V258L37 260V263L35 262L36 260H35V258H34V256L32 255L31 256V252L30 251H26L25 249H21V250H17V251H19V253L17 252V251H15ZM105 249H109L108 247L107 248H105ZM146 249V250H147ZM110 250V249H109ZM138 250V251H137ZM21 251V252H20ZM23 251V252H22ZM25 251V252H24ZM110 251H112V252H114L115 250H110ZM115 252H117V250L115 251ZM146 254H145V253ZM22 253V254H21ZM137 253V254H136ZM27 254V255H26ZM29 254V255H28ZM143 254V255H142ZM148 255V256H147ZM141 256V257H140ZM169 256H170V259H169ZM31 257V258H30ZM136 257V258H135ZM149 257V258H148ZM145 258V259H144ZM262 258H264V255H263V257ZM144 259V260H143ZM147 259V260H146ZM148 259H149V261H148ZM172 259V260H171ZM177 259V258H176ZM31 260V261H30ZM128 260H129V262H128ZM172 261V262H171ZM125 262V263H126ZM139 262V263H138ZM130 264V263H129Z\"/></svg>",
	"mask_w": 264,
	"mask_h": 264
}]
</instances>
